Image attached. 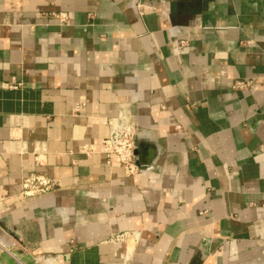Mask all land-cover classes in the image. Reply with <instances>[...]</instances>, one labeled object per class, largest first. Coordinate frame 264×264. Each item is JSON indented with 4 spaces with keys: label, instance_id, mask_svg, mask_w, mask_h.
I'll use <instances>...</instances> for the list:
<instances>
[{
    "label": "crops",
    "instance_id": "crops-1",
    "mask_svg": "<svg viewBox=\"0 0 264 264\" xmlns=\"http://www.w3.org/2000/svg\"><path fill=\"white\" fill-rule=\"evenodd\" d=\"M0 264H264V0H0Z\"/></svg>",
    "mask_w": 264,
    "mask_h": 264
},
{
    "label": "built area",
    "instance_id": "built-area-1",
    "mask_svg": "<svg viewBox=\"0 0 264 264\" xmlns=\"http://www.w3.org/2000/svg\"><path fill=\"white\" fill-rule=\"evenodd\" d=\"M59 24L67 23L66 14H57L54 16ZM187 45V42H177L176 49L180 50ZM251 87V81H235L232 85L233 91H245ZM84 108V104H78L73 109V114L80 113ZM108 127V135L100 143V154L104 158V163L110 168H119L128 175L139 174V167L135 161V139L136 125L132 116L125 110L121 109L117 116L106 122ZM85 155L92 154L91 147L82 149ZM59 187V183L55 180L48 179L44 176H29L21 180L19 197L33 198L47 195ZM139 232H124L120 234H112L103 243L114 246H130L135 244L139 239ZM75 247L73 241L69 243V253L73 252Z\"/></svg>",
    "mask_w": 264,
    "mask_h": 264
}]
</instances>
